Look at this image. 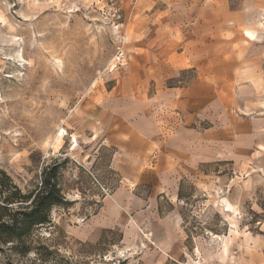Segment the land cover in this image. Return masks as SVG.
<instances>
[{
  "label": "rangeland",
  "instance_id": "rangeland-1",
  "mask_svg": "<svg viewBox=\"0 0 264 264\" xmlns=\"http://www.w3.org/2000/svg\"><path fill=\"white\" fill-rule=\"evenodd\" d=\"M161 107L191 146L175 188L113 162ZM53 165L64 202L0 264H264V0H0V169L28 192Z\"/></svg>",
  "mask_w": 264,
  "mask_h": 264
},
{
  "label": "crops",
  "instance_id": "crops-1",
  "mask_svg": "<svg viewBox=\"0 0 264 264\" xmlns=\"http://www.w3.org/2000/svg\"><path fill=\"white\" fill-rule=\"evenodd\" d=\"M246 35L249 39H254L255 36L249 30H246ZM162 101L163 98L160 102L164 103ZM173 103L175 104V98ZM177 109L181 112L180 101ZM169 110L168 107H161L162 113L159 114L158 119L156 118L158 114H152L148 109L139 119L124 116L123 120L127 124L124 127L118 126L116 130L114 143L116 148L113 156L114 166L124 180L138 181L143 176L151 175L166 188L169 186L175 188L176 183L179 182L185 172L184 155L186 150H191V146L183 140L182 125H175V128L169 126L172 121L175 122L169 120ZM206 133L207 135L196 134L201 137L194 142L196 150L193 155H196L194 159L197 162L209 161L219 154L220 134L224 145L229 146L230 143V132L227 127L220 132L214 130ZM111 198L117 207H124L123 189ZM110 219V216L103 214L99 223L103 221V224L107 225Z\"/></svg>",
  "mask_w": 264,
  "mask_h": 264
},
{
  "label": "trees",
  "instance_id": "trees-1",
  "mask_svg": "<svg viewBox=\"0 0 264 264\" xmlns=\"http://www.w3.org/2000/svg\"><path fill=\"white\" fill-rule=\"evenodd\" d=\"M63 202L57 165L45 168L38 187L28 192L0 169V243H10L12 249L26 253L32 230L48 223L52 207Z\"/></svg>",
  "mask_w": 264,
  "mask_h": 264
}]
</instances>
